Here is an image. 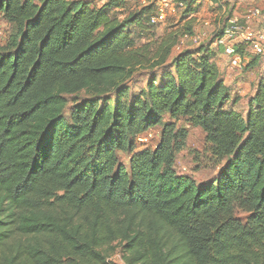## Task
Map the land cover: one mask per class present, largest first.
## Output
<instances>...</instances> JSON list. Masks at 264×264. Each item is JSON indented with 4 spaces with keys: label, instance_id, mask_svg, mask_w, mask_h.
<instances>
[{
    "label": "trees",
    "instance_id": "obj_1",
    "mask_svg": "<svg viewBox=\"0 0 264 264\" xmlns=\"http://www.w3.org/2000/svg\"><path fill=\"white\" fill-rule=\"evenodd\" d=\"M178 1L183 20L197 13ZM125 3L0 0L13 27L0 45V264H264V78L240 114L214 41L174 53L191 22L139 46L133 29L157 38L156 8L118 16ZM180 119L224 163L213 180L176 172ZM157 127L158 146L136 151Z\"/></svg>",
    "mask_w": 264,
    "mask_h": 264
},
{
    "label": "rangeland",
    "instance_id": "obj_2",
    "mask_svg": "<svg viewBox=\"0 0 264 264\" xmlns=\"http://www.w3.org/2000/svg\"><path fill=\"white\" fill-rule=\"evenodd\" d=\"M107 0H93L96 4L101 5ZM190 0H187V2ZM154 4L156 13L160 10L161 0H147V5ZM143 5L141 0H126L125 7L121 12H117L118 16H125L130 12L139 10ZM251 7L264 8V0H210L200 6H196L197 13L190 16L188 19L183 20L185 10H176L172 13L167 12L165 21H162L155 26L157 38H150L142 34L137 29H133L134 39L139 46L149 43L151 40L157 41L163 39L166 35L173 32H185L188 23H191L193 35L204 34L206 40L202 41L201 45L211 46L215 38L221 33L222 29L228 25L227 16L232 15L239 25H251L247 18V9ZM13 27L6 19L0 15V45L6 44L7 39L12 33ZM158 44V43H157ZM201 45H194L184 40L175 47L174 53L188 47H199ZM154 48V47H153ZM152 48V49H153ZM211 48L217 49L215 46ZM221 53L222 50H216V53ZM217 55V54H216ZM254 56L248 57V63H251ZM231 59V58H230ZM218 56H215V62L218 65ZM232 61V59L230 60ZM249 64L229 67L225 70L226 81L225 83L230 86L232 90V99L239 100V104L235 109L240 114H245L248 106L249 99L253 96L258 82L263 77V72L260 68L256 70L247 69ZM226 69V68H225ZM150 72H140L136 75L132 83L129 84V89L136 96L140 94L149 79ZM264 78V77H263ZM234 83V84H233ZM75 98H70V105L74 102ZM70 107V106H69ZM177 126L187 132L185 146L176 152V172L180 175H188L192 177L197 183L202 184L209 182L215 178L224 163L219 164L214 158L211 146L206 141V136L201 129L194 128L186 119L177 121ZM162 128L157 127L146 134L141 136L136 143V151L144 149L154 150L161 139ZM130 154L119 153L120 163L129 167ZM235 219L242 225H246L249 214L240 209L234 212ZM111 262L123 264L120 254H116L110 259Z\"/></svg>",
    "mask_w": 264,
    "mask_h": 264
},
{
    "label": "built area",
    "instance_id": "obj_3",
    "mask_svg": "<svg viewBox=\"0 0 264 264\" xmlns=\"http://www.w3.org/2000/svg\"><path fill=\"white\" fill-rule=\"evenodd\" d=\"M210 0H194L195 6H200ZM147 5V0H141ZM186 4L178 0H161V7L152 18V24L156 25L165 21L167 12L185 10ZM247 18L251 25L242 26L234 18L228 19V25L215 38L214 46L221 49L223 53L232 59L231 66H239L241 61L240 52L242 49L249 50L255 57H264V8L251 7L247 10ZM185 41L194 45H201L206 40L204 34L185 36ZM141 136L137 139L139 140Z\"/></svg>",
    "mask_w": 264,
    "mask_h": 264
},
{
    "label": "crops",
    "instance_id": "obj_4",
    "mask_svg": "<svg viewBox=\"0 0 264 264\" xmlns=\"http://www.w3.org/2000/svg\"><path fill=\"white\" fill-rule=\"evenodd\" d=\"M213 49V48H212ZM214 50H215V48H214ZM217 50V49H216ZM218 50H220V49H218ZM240 55H241V61H240V64L241 65H246V64H249L248 63V57L249 56H253V54L249 51V50H247V49H242L241 50V52H240ZM216 56H218V58H219V62H218V67H219V69H220V72H221V74L223 75V77H224V80L226 81V74H225V70H228L229 69V67H232L231 66V59L228 57V56H226L224 53H223V51L220 53H217V55ZM255 57V56H254ZM253 61V60H252ZM226 68V69H225ZM237 68H238V66H237ZM252 70H256V69H258L257 67H254V68H251ZM263 72V71H262ZM263 77H264V73H263ZM262 77V78H263ZM234 84V83H233ZM229 86V85H228Z\"/></svg>",
    "mask_w": 264,
    "mask_h": 264
}]
</instances>
